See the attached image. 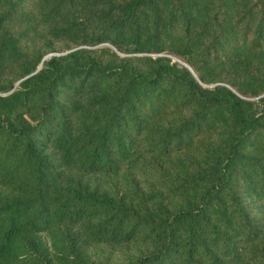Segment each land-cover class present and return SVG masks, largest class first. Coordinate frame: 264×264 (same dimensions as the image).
<instances>
[{
  "label": "trees",
  "instance_id": "16d2710c",
  "mask_svg": "<svg viewBox=\"0 0 264 264\" xmlns=\"http://www.w3.org/2000/svg\"><path fill=\"white\" fill-rule=\"evenodd\" d=\"M246 52L264 0H0V264H264Z\"/></svg>",
  "mask_w": 264,
  "mask_h": 264
},
{
  "label": "rangeland",
  "instance_id": "374dc122",
  "mask_svg": "<svg viewBox=\"0 0 264 264\" xmlns=\"http://www.w3.org/2000/svg\"><path fill=\"white\" fill-rule=\"evenodd\" d=\"M247 53H250V52H246L242 57H241V59L242 60H248V61H250L251 63H252V65H254L255 67L256 66H258L259 67V65L261 66V67H264V55H262L263 53H261V55H254L253 53H251V54H247ZM170 56V58H171V60H172V62H178L180 65L182 64V62H183V60L182 59H180L179 57H177L176 55H174V54H171V55H169ZM236 57L237 56H239V53H236V55H235ZM234 56V57H235ZM235 57V58H236ZM258 57V58H257ZM235 58H234V60H235ZM233 60V61H234ZM233 63V62H232ZM251 63H249V64H251ZM225 68H230L231 69V67H230V65L228 66V67H212V66H210V65H208V66H202V69L204 70V71H209L208 73H207V76H208V78L211 80L210 81V83H209V85L210 86H213V85H216V84H218V83H220L221 81H218V79H220V78H225V79H227L230 75H229V72H228V69H225ZM264 71V68H262L261 69V71L260 72H263ZM243 78H244V80H245V76L244 75H241ZM259 96H256V97H252V98H248V97H246L247 99H249V100H256L257 98H258Z\"/></svg>",
  "mask_w": 264,
  "mask_h": 264
},
{
  "label": "water",
  "instance_id": "95a60500",
  "mask_svg": "<svg viewBox=\"0 0 264 264\" xmlns=\"http://www.w3.org/2000/svg\"><path fill=\"white\" fill-rule=\"evenodd\" d=\"M49 55H51V54H48L47 56H49ZM182 65H184L186 68H188L192 73H193V70H192V68H190L187 64H185V63H183L182 62ZM40 68V66L38 67V69ZM37 69V70H38Z\"/></svg>",
  "mask_w": 264,
  "mask_h": 264
}]
</instances>
